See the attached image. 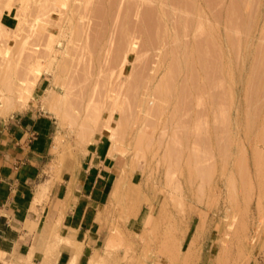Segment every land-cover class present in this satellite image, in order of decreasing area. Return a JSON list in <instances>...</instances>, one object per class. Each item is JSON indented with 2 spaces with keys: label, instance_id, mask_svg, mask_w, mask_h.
Segmentation results:
<instances>
[{
  "label": "rangeland",
  "instance_id": "374dc122",
  "mask_svg": "<svg viewBox=\"0 0 264 264\" xmlns=\"http://www.w3.org/2000/svg\"><path fill=\"white\" fill-rule=\"evenodd\" d=\"M182 53H191L195 64ZM165 70L163 94H169L163 95ZM0 71V116L33 107L58 126L48 172L74 162L91 130L111 129L110 143L123 156V176L114 185L123 178L124 191L109 201L93 249L103 256L100 264H264V0H0ZM40 78L47 84L42 91ZM46 96L49 106L42 104ZM168 144L180 155L178 165ZM137 147L146 148V158ZM134 171L137 178L125 190ZM128 187L144 192L134 202L128 198L135 218L125 202Z\"/></svg>",
  "mask_w": 264,
  "mask_h": 264
},
{
  "label": "crops",
  "instance_id": "0c3cea01",
  "mask_svg": "<svg viewBox=\"0 0 264 264\" xmlns=\"http://www.w3.org/2000/svg\"><path fill=\"white\" fill-rule=\"evenodd\" d=\"M46 88L40 78L37 89ZM57 128L53 116L33 107L0 116V254L5 259L0 264L16 259L66 264L71 258L86 264L99 243L123 156L99 127L74 162H62L57 174L48 172ZM137 174L126 181L133 184Z\"/></svg>",
  "mask_w": 264,
  "mask_h": 264
},
{
  "label": "bare ground",
  "instance_id": "6f19581e",
  "mask_svg": "<svg viewBox=\"0 0 264 264\" xmlns=\"http://www.w3.org/2000/svg\"><path fill=\"white\" fill-rule=\"evenodd\" d=\"M235 2H236V1H235ZM227 5H228V4H227ZM227 5H226V6H227ZM230 5H231V4H230ZM233 5H234V4H233ZM230 7H231V6H230ZM219 16H220V15H219ZM238 18H239V17H238ZM75 31H76V30H75ZM211 31H212V30H211ZM76 33H77V32H76ZM77 35H78V33H77ZM74 41H75V40H74ZM87 44H88V43H87ZM182 49H184V48H182ZM190 49H191V48H190ZM174 51H175V50H174ZM183 51H184V50H183ZM191 51H193V50L191 49ZM191 51H190V52H191ZM194 53H195V51H194ZM203 53H205V52H203ZM260 53H261V52H260ZM69 54H70V53H69ZM114 54H115V53H114ZM171 54H173V53H171ZM186 54H187V51L185 52V55H186ZM192 54H193V52H192ZM195 54H196V53H195ZM93 55H94V54H93ZM182 55L184 56V53H182ZM182 55H180V57H179V58H181V61L183 62L184 58H185L186 61H188L186 58L190 57L191 53H190L189 55H187L188 57H187V56H186V57L184 56V58H183ZM197 55H199V54H197ZM201 55H202V54H201ZM68 56H69V55H68ZM99 56H100V55H99ZM170 56H171V55H170ZM176 56H177V59H178V53H177ZM191 56H192V57H190V58H189V61H188L189 63H190V59L193 58V55H191ZM207 56H208V55H207ZM97 57H98V56H97ZM158 57H159V56H158ZM195 57H196V56H195ZM237 57H238V56H237ZM199 58H201V57H199ZM97 59H98V58H97ZM173 59H174V58H173ZM210 59H211V58H210ZM220 59H221V58H220ZM236 59H237V58H236ZM193 60H194V59H193ZM171 61H173L172 63L175 62L176 64H177V62H178V60H176V58H175V60H172V59H171ZM191 61H192V60H191ZM194 61H195V60H194ZM196 61H197V60H196ZM188 62H186V63H188ZM198 62H199V61H198ZM156 63H157V62H156ZM161 63H162V62H161ZM168 63H170V62H168ZM189 63H188V65H189ZM191 63H192V62H191ZM191 63H190V64H191ZM235 63H236V62H235ZM95 64H96V63H95ZM157 64H158V63H157ZM176 64H173V67H176V66H177ZM179 64H180V63H179ZM179 64H178V66H179ZM192 64H195V63L193 62ZM198 64H199V63H198ZM201 64L203 65V60H202V63H201ZM171 65H172V64H171ZM171 65H168V67L171 66ZM209 65H210V64H209ZM236 65H237V64H236ZM190 66H191V65H190ZM193 66H195V65H193ZM253 66H254V65H253ZM64 67H65V66H64ZM66 67H67V66H66ZM155 67H157V66H155ZM155 67H154V68H155ZM168 67H167V68H168ZM183 67H184V68L186 67V70H188V69H187L188 66L184 65V63L182 64V68H183ZM197 67H198V65H197ZM150 68H152V67H150ZM188 68H190V67H188ZM192 68H194V67H192ZM199 68H200V67H199ZM235 68H236V66H235ZM61 69H62V68H61ZM176 69H177V68H176ZM205 69H206V68H205ZM219 69H220V68H219ZM168 70H169V69H168ZM179 70H180V72H181V69H179ZM192 70H193V69H192ZM192 70H191V71H192ZM200 70H201V69H200ZM200 70H199V71H200ZM165 71H166V73H167V75L164 73V76L166 75V80L164 79V83H163V84H160V86L163 87V85L165 84L164 86H165V88H167V86H166V82H167V79L169 80V78H167V77L169 76V75H168L169 73L167 72V70H165ZM170 71H171V70H170ZM173 71H174V69H173ZM188 71H189V70H188ZM193 71H194V70H193ZM201 71H202V70H201ZM209 71H210V70H209ZM252 71H253V70H252ZM252 71H251V72H252ZM0 72H1V71H0ZM176 72H177V70H176ZM188 73H189V72H188ZM195 73H196V72H195ZM201 73H202V72H201ZM71 74H72V73H71ZM155 74H156V73H155ZM193 74H194V73H193ZM207 74H208V73H207ZM69 75H70V74H69ZM170 75L173 76L174 74H173V75L170 74ZM178 75H179V74H178ZM190 75H191V74H190ZM205 75H206V74H205ZM162 76H163V75H162ZM179 76H180V75H179ZM191 76H192V75H191ZM206 76H208V75H206ZM249 76H250V75H249ZM197 77H198V76H197ZM203 77H204V76H203ZM185 78H186V77H185ZM252 78H253V77H252ZM162 79H163V78H162ZM162 79L160 78V80H162ZM204 79H205V78H204ZM256 79H257V78H256ZM174 80H175V79H174ZM174 80H173V81H174ZM206 80H207V79H206ZM254 80H255V79H254ZM254 80H253V81H254ZM66 81H67V79H66ZM189 81H190V80H189ZM229 81H230V80H229ZM159 82H160V81H159ZM161 82H162V81H161ZM174 82H175V81H174ZM185 82H186V81H185ZM247 82H248V81H247ZM139 83H140V82H139ZM169 83H170V85H168ZM181 83H182V82H181ZM248 83H249V82H248ZM255 83H256V82H255ZM125 84H126V83H125ZM168 84H167V85L170 86L169 88H171V86H173V85H171V80L168 81ZM172 84H173V82H172ZM183 84H184V83H183ZM73 85H74V84H73ZM106 85H107V84H106ZM123 85H124V84H123ZM157 85H158V84H157ZM257 85H258V84H257ZM155 86H156V85H155ZM252 86H253V85H252ZM161 87H158L157 90H159V88L161 89ZM178 87H179V86H178ZM180 87H181V86H180ZM189 87H190V86H189ZM261 87H263V86L261 85ZM66 88H67V87H66ZM152 88H154V87H152ZM165 88L163 87V89H161L162 91H161V90H159V91L162 92V94H163ZM190 88H191V87H190ZM171 89H172V88H171ZM178 89H179V88H178ZM183 89H184V87H183ZM255 89H256V88H255ZM141 90H143V89H141ZM141 90H140V91H141ZM150 90H151V89H150ZM167 90H168V89H167ZM167 90H166V91H167ZM169 90H170V89H169ZM173 90H174L173 92L171 91L172 93L175 92V87L173 88ZM256 90H257V89H256ZM260 90H261V89H260ZM146 91H147V90H146ZM152 91H153V89H152ZM159 91H157V94H159V93H158ZM166 91H165V92H166ZM179 91H180V90H179ZM181 91H182V90H181ZM246 91H247V90H246ZM153 92H154V91H153ZM167 92H168V91H167ZM253 92H254V91H253ZM108 94H109V92H108ZM165 94H169V93H165ZM165 94H163V95H165ZM244 94H245V93H244ZM173 95H174V94H172V98H173ZM178 95H179V94H178ZM147 96H148V95H147ZM147 96H146V98H147ZM155 96H156V95H155ZM155 96H154V97H155ZM244 96H245V95H244ZM249 96H250V95H249ZM107 97H108V96H107ZM142 97H143V96H142ZM167 97L170 98V95H169V96L167 95ZM167 97H166V100H163V102H168V101H169V99H168ZM185 97H186V96H185ZM56 98H57V97H56ZM58 98H59V97H58ZM164 98H165V97H164ZM164 98H163V99H164ZM172 98H171V99H172ZM176 98H177V95H176ZM159 99H160V98H159ZM167 99H168V101H167ZM247 99H248V98H247ZM109 100H110V99H109ZM109 100H108V101H109ZM161 100H162V99H161ZM161 100H160V101H161ZM40 101H41V100H40ZM60 101H61V100H60ZM120 101H121V100H120ZM138 101H139V100H138ZM178 101H179V100H178ZM50 102H51V101H50L49 98L46 96V98L43 99L42 104H43V105H46V106H49ZM145 102H146V101H145ZM161 102H162V101H161ZM161 102H160V103H161ZM175 102H176V100H175ZM61 103H62V102H61ZM63 103H64V102H63ZM119 103H121V102H119ZM149 103H150V102H149ZM157 103H158V102H157ZM110 104H111V103H110ZM112 104H113V103H112ZM116 104H117V103H116ZM138 104H139V103H138ZM143 104H144V102H143ZM150 104H151V103H150ZM173 104H174V103H173ZM141 105H142V104H141ZM62 106H63V105H62ZM65 106H66V105H65ZM147 106H148V105H147ZM162 106H163L162 108H164V105H162ZM173 106H175V104H174ZM56 107H57V106H56ZM158 107H159V109H160V106H158ZM136 108H137V107H136ZM156 108H157V106H156ZM172 108H176V107H172ZM91 109H93V108L91 107ZM48 110H49V109H48ZM96 110H97V109H96ZM154 110H155V109H154ZM157 110H158V109H157ZM161 110H162V109H160V111H161ZM112 111H113V109H112ZM112 111H111V113H112ZM165 111H166V109H165ZM165 111H164V113H165ZM170 111H171V109H170ZM174 111H175V110H174ZM245 111H246V110H245ZM56 112H57V111H56ZM95 112H96V111H95ZM108 112H109V111H108ZM150 112H151V111H150ZM154 112H155V114L157 113L156 111H154ZM92 113H93V112H92ZM119 113H120V112H119ZM169 113H170V112H169ZM171 113H172V111H171ZM171 113H170V114H171ZM57 114H58V113H57ZM112 114H113V113H112ZM131 114H132V113H131ZM136 114H137V113H136ZM138 114H139V113H138ZM221 114H222V113H221ZM62 115H63V114H62ZM93 115H94V114H93ZM113 115H114V114H113ZM119 115H122V114H119ZM147 115H148V114H147ZM167 115H168V114H167ZM86 116H87V115H86ZM107 116H108V114H107ZM144 116H145V115H144ZM224 116H225V115H224ZM224 116H223V117H224ZM66 117H67V116H66ZM87 117H88V116H87ZM94 117H95V116H94ZM112 117H113V116H112ZM163 117H165V116H163ZM170 117H173V115H172V116L169 115V118H168V119H170ZM88 118H89V117H88ZM96 118H97V117H96ZM110 118H111V117H110ZM124 118H125V117H124ZM133 118H134V117H133ZM173 118H174V117H173ZM67 119H68V118H67ZM70 119H71V118H70ZM105 119H106V118H105ZM112 119H113V118H112ZM112 119H111V120H112ZM162 119H163V118H162ZM171 119H172V118H171ZM65 120H66V119H65ZM68 120H69V119H68ZM72 120H73V119H72ZM106 120H107V119H106ZM108 120H109V119H108ZM123 120H124V119H123ZM134 120H135V119H134ZM247 120H248V119H247ZM104 121H105V120H104ZM125 121H126V120H125ZM74 122H75V121H74ZM96 122H97V121H96ZM107 122H108V121H107ZM126 122H127V124H128V120H127ZM126 122H125V123H126ZM162 122H163V121H162ZM120 123H121V122H120ZM173 123H174V122H173ZM75 124H76V123H75ZM123 124H124V122H123ZM170 124H171V123H170ZM170 124H169V125H170ZM174 124H175V123H174ZM103 125H104V124H103ZM106 125H107V123H106ZM158 125H159V124H158ZM115 126H116V124H115ZM115 126H114V128H115ZM121 126H122V123H121ZM123 126H124V125H123ZM172 126H173V125H172ZM196 126H197V125H196ZM196 126H195V127H196ZM125 127H126V125H125ZM130 127H131V126H130ZM132 127H133V125H132ZM142 127H143V125H142ZM144 127H145V126H144ZM170 127H171V126H170ZM114 128H113V129H114ZM153 128H154V127H153ZM153 128H152V129H153ZM157 128H158V127H157ZM104 129H105V128H104ZM106 129H107V128H106ZM106 129H105V131H106V132L108 131L107 133H108L109 136H110L111 133H109V131H110L111 129H110V130H106ZM113 129H112V132H113ZM149 129H150V128H149ZM197 129H198V128H197ZM81 130H83V129H81ZM87 130H88V129H87ZM89 130H90V129H89ZM117 130H119V128H118ZM123 130H124V129H123ZM138 130H139V129H138ZM114 131H116V130H114ZM120 131H121V130H120ZM142 131H143V130H142ZM162 131H163V130H162ZM186 131H187V130H186ZM79 132H80V131H79ZM82 132H83V131H82ZM88 132H90V131H88ZM160 132H161V131H160ZM174 132H175V131H174ZM86 133H87V132H85V134H86ZM91 133H92V130H91ZM140 133H141V132H140ZM148 133H149V132H147V133L145 132V134H148ZM152 133H153V131H152ZM171 133H172V132H171ZM185 133H186V132H184V134H185ZM80 134H81V133H80ZM113 134L115 135V132H114ZM120 134H121V132H120ZM263 134H264V132H263ZM123 135H124V134H122V137H123ZM137 135H138V134H137ZM152 135H153V134H152ZM88 136H89V135H88ZM111 136H112V135H111ZM138 136L140 137V134H139ZM147 136H148V135H147ZM173 136H174V135H173ZM90 137H91V136H90ZM114 137H115V136H113L112 138H114ZM156 137H157V134H156ZM186 137H187V136H186ZM263 137H264V136H263ZM112 138H111V139H112ZM116 138H118V137L116 136ZM183 138H184V137H183ZM228 138H229V137H228ZM86 139H87V138H86ZM135 139H136V137H135ZM187 139H188V138H187ZM187 139H186V141H187ZM136 140H139V142H138V141H137V142H138V143H141V138H138V137H137ZM159 140H160V139H159ZM261 140H262V139H261ZM157 141H158V140H157ZM176 141H178V140H176ZM143 142H144V141H142V145H140V146H142V147H143V144H144ZM147 142H148V141H147ZM170 142H171V141H170ZM170 142H168V143H170ZM172 142H173V141H172ZM194 142H195V141H194ZM121 143H122V142H121ZM134 143H136V141H135ZM134 143H133V144H134ZM138 143H137V144H138ZM149 143H150V142H149ZM176 143H177V142H176ZM178 143H179V141H178ZM215 143H216V142H215ZM173 144H174V143H173ZM145 145H146V144H145ZM145 145H144V147H145ZM160 145H161V144H160ZM169 145H171V144H168V149H169V151H170V150H171V151L168 152V149H167V152L170 153V154H171V153L174 154V155H172V157H174V156L176 157V160H175L176 162H173V164H174V165H175V164L178 165V164H179V163H178V162H179L178 159L180 158V155L177 157V156L175 155V152H174V151H176V150L173 149L175 146H173V148L171 149V146H172V145H171V146H169ZM175 145H177V144H175ZM214 145H215V144H214ZM242 145H243V144H242ZM133 146H134V145H133ZM135 146H136V145H135ZM147 146H148V145H147ZM147 146H146V148L148 149ZM207 146H208V145H207ZM221 146H222V145H221ZM114 147H115V146H114ZM142 147H141V148H142ZM132 148H133V147H132ZM141 148L137 147V149H139V150H140ZM146 148H144V149L142 148V149H141V151H142L141 153H143V152L145 153V152L147 151ZM151 148H152V146H151ZM187 148H188V147H187ZM221 148H222V147H221ZM242 148H243V147H242ZM164 149H165V148H164ZM253 149H254V148H253ZM114 150H115V148H114ZM143 150H144V151H143ZM185 150H186V149H185ZM191 150H192V149H191ZM242 150H243V149H242ZM134 151H135L134 155L138 153V151H137V153H136V150H134ZM148 151H149V149H148ZM202 151H203V150H202ZM211 151H212V150H211ZM157 152H158V151H157ZM176 152H178V151H176ZM197 152H198V151H197ZM206 152H207V151H206ZM144 153L142 154L143 156L146 154V153H145V154H144ZM148 153H149V152H148ZM168 153H167V154H168ZM179 153H180V152H179ZM188 153H189V152H188ZM217 153H218V152H217ZM151 154H152V153H151ZM181 154H182V153H181ZM201 154H203V153H201ZM256 154H257V153H256ZM139 155H140V154H139ZM139 155H138V156L135 155V157L133 158V160L135 161V158H136V157H138V158L140 159V156H139ZM164 155H165V152H164ZM258 155H259V154H258ZM143 156H142V158H144V157L146 158V156H144V157H143ZM155 156H156V155H155ZM169 156H171V155H169ZM181 156H182V155H181ZM188 156H189V154H188ZM188 156H187V157H188ZM217 156H218V155H217ZM224 156H225V154H224ZM242 156H243V155H242ZM151 157H152V156H151ZM175 157H174V159H175ZM182 157H183V156H182ZM182 157H181V158H182ZM185 157H186V154H185ZM187 157H186V158H187ZM209 157H210V156H209ZM220 157H221V156H220ZM239 157H240V156H239ZM245 157H246V156H245ZM130 158H131V157H130ZM168 158H169L168 160H169L170 162H171V160L173 159V158H171V157H168ZM191 158H192V157H191ZM199 158H200V157H199ZM222 158H224V157H222ZM131 159H132V158H131ZM131 159H129V160L131 161ZM174 159H173V160H174ZM187 159H189V157H188ZM236 159H237V157H236ZM180 160H181V159H180ZM182 160H183V158H182ZM197 160H198V159H197ZM221 160H222V159H221ZM256 160H257V159H256ZM136 161H137V160H136ZM163 161H164V160H163ZM169 161H168V162H169ZM184 161H186V160H184ZM235 161H236V160H235ZM239 161H240V160H239ZM168 162H167V164H169L170 166H168V165H167V166H168L169 168L172 167L173 164H170V163H168ZM195 162H196V161H195ZM201 162H202V161H201ZM220 162H221V161H220ZM220 162H219V163H220ZM233 162H234V161H233ZM133 163L136 164V162H133ZM171 163H172V162H171ZM183 163H184V165H185V162H183ZM187 163H189V162H186V164H187ZM190 163H191V162H190ZM223 163H224V161H223ZM257 163H258V162H257ZM130 164H131V163H130ZM130 164H129V165H130ZM143 164H144V163H143ZM225 164H226V163H225ZM235 164H236V163H235ZM133 165H134V164H133ZM177 165H176V166H177ZM184 165H182V167H183ZM223 165H224V164H223ZM167 166H166V167H167ZM179 166H181V165H179ZM179 166H178V167H179ZM186 166H187V165H186ZM197 167H198V166H197ZM129 168H130V167H129ZM131 168H132V167H131ZM169 168H168V169H169ZM174 168L176 169V167H174ZM185 168H186V167H185ZM193 168H194V167H193ZM202 168H205V167L202 166ZM202 168H201V170H202ZM213 168H214V167H213ZM259 168H260V167H259ZM263 168H264V167H263ZM196 169H197V168H196ZM207 169H209V168H207ZM133 170H134V166H133ZM183 170H184V169H183ZM185 170H186V169H185ZM192 170H193V169H192ZM203 170H204V169H203ZM195 171H196V174H197V173H198L197 170H195ZM242 171H243V170H242ZM242 171H241V172H242ZM143 172H144V165H143ZM191 172H192V171H191ZM212 172H213V171L211 170V173H212ZM238 172H239V171H238ZM262 172H263V171H262ZM165 173H166V172H165ZM185 173H186V172H185ZM213 173H214V172H213ZM246 173H247V171H246ZM255 173H256V172H255ZM127 174H128V172H127ZM130 174H131V173H130ZM141 174H142V171H141ZM141 174H140V178H141ZM209 174H210V173H209ZM121 175H122V173H121ZM121 175H120V176H121ZM128 175H129V174H128ZM163 175H164V174H163ZM198 175H199V174H198ZM201 175H202V174H201ZM241 175L244 176V172H242ZM122 176H123V175H122ZM125 176H126V175H125ZM150 176H151V175H150ZM186 176H188V174H187ZM248 176H249V175H248ZM257 176H258V174H257ZM261 176H262V175H261ZM261 176H260V177H261ZM180 177H181V176H180ZM196 177H197V176H196ZM199 177H200V176H199ZM201 177H203V176H201ZM201 177H200V178H201ZM125 178H126V177H125ZM173 178H174V177H173ZM186 178H187V177H186ZM241 178H242V177H241ZM245 178H246V176H245ZM121 179H123V178H120V183H118V182H119V179H117L118 182L116 183V185H114V186L112 187L113 189L111 188L112 192H110V193H111L112 196H113V195H116V194L118 195L119 191H121V190L124 191V190H123V187H124V179H123V180H121ZM128 179H131V178L128 177ZM167 179H169V177L166 178V181L168 182ZM188 179H189V178H188ZM205 179H206V174H205ZM255 179H256V178H255ZM258 179H259V178H258ZM173 180H174V179H173ZM200 180H201V179H200ZM208 180H210V179L208 178ZM248 180H249V179H248ZM129 181H130V180H129ZM146 181H147V180H146ZM170 181H171V185H170V186H173V185H172L173 181H172V180H170ZM170 181H169V182H170ZM174 181H175V180H174ZM241 181H242V183H245L242 179H241ZM245 181H247V180H245ZM256 181H257V180H256ZM138 182H139V180H138ZM138 182H137V183H138ZM147 182H148V181H147ZM150 182H151V181H150ZM202 182H203V181H202ZM234 182H235V181H234ZM239 182H240V181H239ZM72 183H73V182H72ZM126 183H128V186H132V183H129V182H127V181H126ZM148 183H149V182H148ZM200 183H201V182H200ZM209 183L211 184V182H209ZM240 183H241V182H240ZM129 184H131V185H129ZM145 184H146V183H145ZM149 184H150V183H149ZM149 184H148V185H149ZM169 184H170V183H168V186H169ZM173 184H174V183H173ZM206 184H207V183H206ZM248 184H249V183H248ZM126 185H127V184H126ZM126 185H125V190H126ZM178 185H179V184H178ZM198 185H199V184H198ZM245 185H246V183H245ZM166 186H167V184H166ZM170 186H169V187H170ZM174 186H175V190H172V189H171V190L174 191V193H177V192H175L176 190L178 191V189H176V188H177V187H176L177 185L174 184ZM200 186H201V185H200ZM243 186H244V185H243ZM138 187H139V186H138ZM196 187H197V186H196ZM229 187H230V186H229ZM234 187H235V186H234ZM67 188L70 189L68 186H67ZM128 188H129V189H128ZM128 188H127L128 190H130V189L132 190V188H130V187H128ZM146 188H147V184H146V187L143 188V191H144ZM149 188H151V185H150ZM167 188H168V187H167ZM172 188H173V187H172ZM200 188H201V187H200ZM240 188H241V187H240ZM249 188H251V187H248V191H249ZM68 189H67V190H68ZM141 189H142V188H141ZM152 189H153V188H152ZM173 189H174V188H173ZM233 189H234V188H233ZM257 189H258V188H257ZM148 190H149V189H148ZM195 190H196V189H195ZM199 190H200V189H199ZM202 190H203V189H202ZM230 190H231V189H230ZM122 191H121V192H122ZM140 191H141V190H140L139 188H136V189H134V190H132V191H126V192H125V195H126V201H125V202H128V201H129L130 203H129V202H128V203L132 206V208H133V205H134V204L132 205V203H131L130 200L133 199L132 202H134V199H138V198H140V197H141V193H144V192H142V191L140 192ZM149 191H150V190H149ZM180 191H181V190H180ZM197 192H198V191H197ZM207 192H208V191H207ZM145 193H146V192H145ZM148 193H149V192H148ZM152 193H153V191L151 192V194H152ZM172 193H173V192H172ZM198 193H199V192H198ZM233 193H234V192H233ZM243 193H245V192H243ZM123 194H124V193H122V195H123ZM178 194H181V193L178 192ZM199 194H200V193H199ZM248 194H249V192H248ZM250 194H251V193H250ZM67 195H68V194H67ZM142 195L144 196L145 194H142ZM152 195H153V194H152ZM241 195H242V194H241ZM118 196H120V195H118ZM169 196H170V195H169ZM176 196H178V195L176 194ZM245 196H246V195H245ZM113 197H114V196H113ZM113 197H112V198H113ZM122 197H123V196H122ZM122 197H121V198H122ZM144 197H145L144 200H146V199H147L146 195H145ZM172 197H175V196L173 195ZM195 197H196V196H195ZM207 197H208V196H207ZM116 198H117V197H116ZM119 198H120V197H119ZM123 198H124V197H123ZM128 198H130V200H129ZM247 198H248V197H247ZM247 198H246V199H247ZM66 199H67V197H66ZM66 199H64V202L67 201ZM127 199H128V200H127ZM140 199H141V198H140ZM151 199H152V196H151ZM162 199H163V198H162ZM175 199H176V201H177L178 197L175 198ZM175 199H174L173 201H175ZM242 199H243V198H242ZM261 199H262V198H261ZM118 200H119V199H118ZM142 200H143V199H142ZM144 200H143V202H144ZM147 200H148V199H147ZM178 200H179V199H178ZM180 200H181V199H180ZM197 200H199V199H197ZM206 200H207V199H206ZM37 201H38V198L35 196V198H34V200H33V202H32V208H33L34 205L37 203ZM119 201H120V200H119ZM201 201H202V200H201ZM114 202H116V201H114ZM121 202L124 204L123 201H121ZM146 202H148V201H146ZM181 202H182V201H181ZM181 202H180V204H181ZM119 203H120V202H119ZM119 203H118V201H117V204H119ZM122 203H121V204H122ZM177 203H178V202H177ZM62 204H64V203H62ZM135 204H136V203H135ZM145 204H146V203H145ZM173 204H174V202H173ZM109 205H110V204H109ZM126 205H127V203H126ZM136 205H137V204H136ZM147 205H148V203H147ZM181 205H182V204H181ZM181 205H180V206H181ZM233 205H234V204H233ZM114 206L116 207L115 204H114ZM117 206H118V205H117ZM121 206H122V205H121ZM127 206H128V205H127ZM158 206H159V205H158ZM173 206H174V205H173ZM173 206H172V207H173ZM67 207H68V206H67ZM134 207H135V206H134ZM147 207H148V206H147ZM258 207H259V206H258ZM125 208H126V207H124V209H125ZM129 208L131 209V207H129ZM178 208H179V207H178ZM180 208H181V207H180ZM121 209H122V208H121ZM121 209H119V207H118V210H120L119 212H122ZM126 209H127V208H126ZM130 209H129V211H130ZM135 209H136V211H137V207H136ZM135 209L133 208L134 212H132V209H131L130 212H131L132 214H133V213H134V214L137 213V212H135ZM138 209H139V208H138ZM259 210H261V209H259ZM63 211H64V210H63ZM123 211H124V210H123ZM169 211H170V210H169ZM115 212H117V211H115ZM179 212H180V211H179ZM235 212H236V211H235ZM63 213H64V212H63ZM122 213H125V212H122ZM122 213H121V214H122ZM128 213H129V212H128ZM132 214H131V215H132ZM134 214H133V216H131V215H130V216L135 218V215H136V214H135V215H134ZM114 215H115V214H114ZM201 215H202V214H201ZM228 215H229V214H228ZM115 216H117V214H116ZM126 216L128 217L129 214L126 215ZM155 216H156V215H155ZM155 216H154V217H155ZM165 216H166V215H165ZM165 216H164V217H165ZM259 216H260V215H259ZM127 217H126V218H125V217L123 218V217L121 216L120 218H122L121 220L123 221V220L127 219ZM156 217H157V216H156ZM159 217H160V216H159ZM227 217H228V216H227ZM165 218H166V217H165ZM154 219H155V218H153V221H154ZM156 219H157V218H156ZM156 219H155V220H156ZM24 220H25V219H24ZM162 220H163V219H162ZM202 220H204V216H203V219H202ZM160 221H161V219L158 220L157 224H158ZM28 222H29V221H28ZM31 222H32V221H31ZM33 222H34V221H33ZM106 222H108V221H106ZM123 222H124V221H123ZM96 223H97V222H96ZM161 223H163V222H161ZM161 223H160V224H161ZM201 223H202V221H201ZM25 224H26V223H25ZM27 224H28V223H27ZM98 224H99V222H98ZM118 224H119V223H118ZM160 224H159V225H160ZM169 224H170V223H169ZM169 224H168V225H169ZM226 224H227V223H226ZM150 225H151V227H153V226H154V223L151 222ZM152 225H153V226H152ZM226 226H227V225H226ZM124 227H125V226H124ZM168 227L171 228V225L168 226ZM199 227H200V226H199ZM119 228H120V227H119ZM122 228H123V227H122ZM102 229H103V228H102ZM110 229H111V227H110ZM113 229H115V228H113ZM142 229H143V228H142ZM147 229H149V228H147ZM152 229L154 230L155 228L153 227V228H151V230H152ZM158 229H159V227H158ZM126 230H127V229H126ZM145 230H146V228H145ZM145 230H144V232H143V231H140L142 235H144ZM151 230H148V231H151ZM156 230H157V229H156ZM115 231H117V230H115ZM127 231H128V230H127ZM146 231H147V230H146ZM110 232H111V230L109 231V234H110ZM130 232H131V231H130ZM142 232H143V233H142ZM169 232H171V231H169ZM111 233H112V232H111ZM128 233H129V232H128ZM147 233H148V232H147ZM153 233H154V231H153ZM130 234H131V233H130ZM135 234H136V233H135ZM149 234H150V233H149ZM165 234H166V233H165ZM168 234H169V233H168ZM110 235H111V234H110ZM121 235H122V234H121ZM132 235H133V234H132ZM138 235H139V237H140V233H139ZM138 235H137V237H138ZM142 235H141V236H142ZM172 235H173V234H172ZM183 235H185V234H183ZM118 236H119V235H118ZM124 236H125V235H124ZM129 236H130V235H129ZM150 236H151V234H150ZM154 236H155V235H154ZM84 237H85V235H84ZM113 237H114V239H115V236H113ZM125 237H126V236H125ZM137 237H136V238H137ZM151 237H152V236H151ZM183 237H184V236H183ZM109 238H110V236H109ZM111 238H112V236H111ZM134 238H135V237H134ZM143 238H145V237L143 236ZM168 238H169V237H168ZM66 239H68V238H66ZM150 239H151V238H150ZM152 239H153V238H152ZM223 239H224V238H223ZM62 240H64L63 237H62ZM68 240H69V239H68ZM117 240H118V239H117ZM144 240H145V239H144ZM172 240H173V239H172ZM64 241H65V240H64ZM64 241H63V242H64ZM70 241H71V240H70ZM72 241H73V240H72ZM88 241H89V239H88ZM88 241H86V242H88ZM111 241H112V240H111ZM121 241H122V240H121ZM130 241H131V240H130ZM182 241H183V240H182ZM65 242L68 244L67 241H65ZM89 242H90V241H89ZM112 242H113V241H112ZM119 242H120V241H119ZM145 242H149V241H148V240H147V241L145 240L144 243H145ZM60 243H61V242H60ZM60 243H59V244H60ZM114 243H116V242H114ZM131 243H132V241H131ZM162 243H164V242H162ZM78 244H79V243H78ZM80 244H81V243H80ZM112 244H113V243H112ZM119 244H120V243H119ZM147 244H148V243H147ZM159 244H160V243H159ZM174 244H175V243H174ZM81 245H82V244H81ZM109 245H110V239H107V240L105 241V246H109ZM132 245H133V244H132ZM66 246H67V245H66ZM111 246H114V245H111ZM117 246H118V245H117ZM121 246H122V244H121ZM130 246H131V244H130ZM143 246L145 247L146 245H143ZM165 246H166V245H165ZM170 246H171V245H170ZM69 247H70V246H69ZM81 247H82V246H81ZM91 247H92V246H91ZM122 247H123V246H122ZM122 247H121V248H122ZM159 247H160V246H159ZM72 248H73V247H72ZM93 248H94V247H93ZM108 248H109V247H108ZM68 249H69V248H68ZM95 249L97 250V248H95ZM160 249H161V248H160ZM168 249H169V247H168ZM56 250H57V249H56ZM146 250H147V249H146ZM148 250H149V249H148ZM165 250H166V249H165ZM108 251H109V250H108ZM110 251H112V250H110ZM110 251H109V252H110ZM157 251H158V250H157ZM162 251H163V250H162ZM77 252H78V251H77ZM104 252H105V251H104ZM129 252H130V251H129ZM146 252H147V251H146ZM179 252H180V251H179ZM99 253H100V252H99ZM99 253H97V252L94 251V252H93V255L89 257V259H88V261H87V264H100V263H102L103 256H102L101 254H99ZM110 253H111V252H110ZM110 253H109V254H110ZM130 253H131V252H130ZM130 253H129V255H130ZM147 253H148V252H147ZM172 253H173V252H172ZM91 254H92V253H91ZM136 254H137V253H136ZM163 255H164V253H163ZM171 255H172V254H171ZM77 256H78V254H77ZM166 256H167V255H166ZM168 256H169V255H168ZM139 257H140V256H139ZM145 257H146V256H145ZM136 258H137V257H135V259H136ZM129 259H130V257H128V260H129ZM136 260H137V259H136ZM76 262H77V261H76ZM121 262H122V261H121ZM121 262H120V263H121ZM66 264H75L74 259L71 258ZM124 264H125V263H124ZM128 264H129V263H128Z\"/></svg>",
  "mask_w": 264,
  "mask_h": 264
}]
</instances>
